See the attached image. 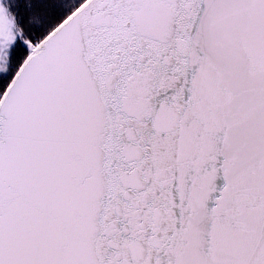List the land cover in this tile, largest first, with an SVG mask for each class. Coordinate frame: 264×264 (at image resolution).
I'll return each instance as SVG.
<instances>
[{"label": "snow or ice", "instance_id": "snow-or-ice-1", "mask_svg": "<svg viewBox=\"0 0 264 264\" xmlns=\"http://www.w3.org/2000/svg\"><path fill=\"white\" fill-rule=\"evenodd\" d=\"M0 264H264V0H0Z\"/></svg>", "mask_w": 264, "mask_h": 264}]
</instances>
